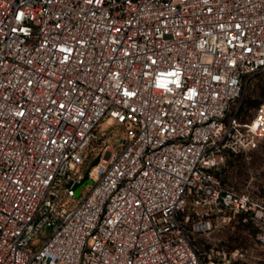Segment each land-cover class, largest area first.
<instances>
[{"label": "built area", "instance_id": "1", "mask_svg": "<svg viewBox=\"0 0 264 264\" xmlns=\"http://www.w3.org/2000/svg\"><path fill=\"white\" fill-rule=\"evenodd\" d=\"M262 72L264 0H0V264H245L195 238L240 214L264 246L216 175Z\"/></svg>", "mask_w": 264, "mask_h": 264}, {"label": "rangeland", "instance_id": "2", "mask_svg": "<svg viewBox=\"0 0 264 264\" xmlns=\"http://www.w3.org/2000/svg\"><path fill=\"white\" fill-rule=\"evenodd\" d=\"M258 80H264V72L254 74L246 79L241 98L233 106L234 110L238 108L239 111L242 107L244 95H246L249 88L252 89L256 85ZM253 98H256V96L254 95ZM262 102L264 103V101ZM252 113L253 108L249 109L243 118L250 117ZM115 132L116 129H113V133ZM239 164L242 165L241 168L238 167ZM220 168L224 169L222 175H227V185L236 191H247L258 196L264 195L263 192L260 193L261 185L264 184V138L258 141L254 149L237 157H227ZM90 181L92 183V173H90ZM81 188L82 192L86 190L85 187ZM235 224L236 219L227 223L222 222L209 236H197L198 246L202 248L203 245L209 244L212 247H231L237 262L264 264V246L255 241L254 234L249 229H236L234 228Z\"/></svg>", "mask_w": 264, "mask_h": 264}, {"label": "trees", "instance_id": "3", "mask_svg": "<svg viewBox=\"0 0 264 264\" xmlns=\"http://www.w3.org/2000/svg\"><path fill=\"white\" fill-rule=\"evenodd\" d=\"M243 93V92H242ZM256 96V98H253V96ZM241 98V97H240ZM243 98V97H242ZM262 101H264V80H258V82L256 83V85L251 89L249 88L248 92L246 93V95H244V98L242 99V107L239 109V113H237L238 117L240 120H245L243 117L248 113V110L251 108L256 107L258 104H260ZM243 153H238V154H228L227 157H231V156H239ZM241 164L238 165V167L241 168ZM224 172V169L219 168V170L216 171V175L217 177L220 179L221 183L225 186V187H230L227 185V175H222ZM262 189H260V193H264V184L261 185ZM253 196H258V195H253ZM263 195H259L258 197H261ZM236 219V224L234 226V228L236 229H249L253 234H254V238H255V234L257 232V227L254 226L250 221H243L242 217L240 214H236L234 217L231 218L230 222ZM197 237V236H196ZM256 241V240H255ZM195 243L197 245V248L199 249V251H204L207 250L209 248V244H205L203 245L202 248H200L198 246V241L195 238ZM225 248L228 251H232L231 247H226Z\"/></svg>", "mask_w": 264, "mask_h": 264}, {"label": "water", "instance_id": "4", "mask_svg": "<svg viewBox=\"0 0 264 264\" xmlns=\"http://www.w3.org/2000/svg\"><path fill=\"white\" fill-rule=\"evenodd\" d=\"M98 163V157H96L95 159H94V161L92 162V164H91V166H93V165H95V164H97ZM88 172H89V169H87L86 171H85V173H84V175H83V177L81 178V180H80V182H79V185H85L86 183H90L91 181H90V178H89V174H88Z\"/></svg>", "mask_w": 264, "mask_h": 264}]
</instances>
